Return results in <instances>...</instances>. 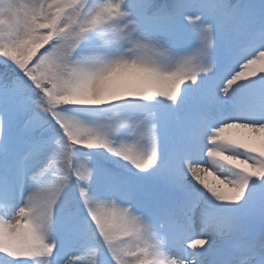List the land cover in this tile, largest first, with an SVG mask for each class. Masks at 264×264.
I'll list each match as a JSON object with an SVG mask.
<instances>
[{
	"label": "snow or ice",
	"instance_id": "1",
	"mask_svg": "<svg viewBox=\"0 0 264 264\" xmlns=\"http://www.w3.org/2000/svg\"><path fill=\"white\" fill-rule=\"evenodd\" d=\"M0 264H264V0H0Z\"/></svg>",
	"mask_w": 264,
	"mask_h": 264
},
{
	"label": "rangeland",
	"instance_id": "2",
	"mask_svg": "<svg viewBox=\"0 0 264 264\" xmlns=\"http://www.w3.org/2000/svg\"><path fill=\"white\" fill-rule=\"evenodd\" d=\"M209 179H211V177Z\"/></svg>",
	"mask_w": 264,
	"mask_h": 264
}]
</instances>
